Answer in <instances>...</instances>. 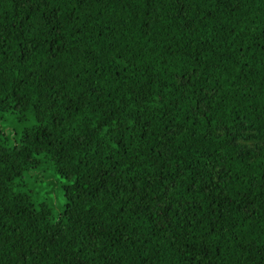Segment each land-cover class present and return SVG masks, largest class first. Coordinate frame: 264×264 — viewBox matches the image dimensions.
<instances>
[{"label": "trees", "instance_id": "1", "mask_svg": "<svg viewBox=\"0 0 264 264\" xmlns=\"http://www.w3.org/2000/svg\"><path fill=\"white\" fill-rule=\"evenodd\" d=\"M0 264H264V0H0Z\"/></svg>", "mask_w": 264, "mask_h": 264}, {"label": "rangeland", "instance_id": "2", "mask_svg": "<svg viewBox=\"0 0 264 264\" xmlns=\"http://www.w3.org/2000/svg\"><path fill=\"white\" fill-rule=\"evenodd\" d=\"M33 121H34V119L31 118V119L28 121V123H29V124H30V123H33ZM30 185H31V184H30ZM31 187H32L34 190L40 191L41 195L43 194V191H45L44 188H41V187H37V186H33V185H31ZM48 194H50V192H49ZM48 194H47V195H48ZM52 194H54V193H52ZM50 195H51V194H50ZM64 202H65V197H64V195H63V191L61 190V193H59V194H58L57 196H55L54 199H53V204H54V207H55L56 212L62 210V206H63Z\"/></svg>", "mask_w": 264, "mask_h": 264}]
</instances>
